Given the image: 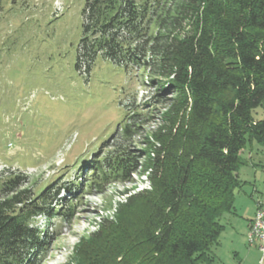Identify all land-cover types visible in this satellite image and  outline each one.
I'll return each mask as SVG.
<instances>
[{
  "label": "trees",
  "instance_id": "obj_1",
  "mask_svg": "<svg viewBox=\"0 0 264 264\" xmlns=\"http://www.w3.org/2000/svg\"><path fill=\"white\" fill-rule=\"evenodd\" d=\"M82 17L78 69L102 55L149 70L161 84L150 105L168 108L151 151L131 148L138 134L128 124L115 152L84 164L78 192L129 180L142 163L151 190L100 224L83 264H216L211 248L242 185L241 153L264 145L255 116L264 110V0H86ZM24 183L0 172V264H36L48 230L35 220H51L61 199L53 184L31 199Z\"/></svg>",
  "mask_w": 264,
  "mask_h": 264
},
{
  "label": "rangeland",
  "instance_id": "obj_2",
  "mask_svg": "<svg viewBox=\"0 0 264 264\" xmlns=\"http://www.w3.org/2000/svg\"><path fill=\"white\" fill-rule=\"evenodd\" d=\"M85 1L0 0V172L6 178L24 177L21 190H28L31 199L50 184L52 195L61 188L52 219L35 220L42 232L48 230L36 264H83L82 254L100 224L116 221L128 198L151 190L142 163L129 180L113 182L102 192L86 186L78 192L84 164L115 152L128 124L138 134L131 148L146 154L154 132L166 124L168 108L150 105L161 84L158 78L152 84L149 70L128 69L102 55L89 70L82 59L78 69L86 37ZM255 113L258 120L264 118L263 109ZM103 144L107 148L101 151ZM241 157L242 185L211 248L216 264H262L264 258L259 243L247 237L249 221L264 208V145L252 141Z\"/></svg>",
  "mask_w": 264,
  "mask_h": 264
},
{
  "label": "built area",
  "instance_id": "obj_3",
  "mask_svg": "<svg viewBox=\"0 0 264 264\" xmlns=\"http://www.w3.org/2000/svg\"><path fill=\"white\" fill-rule=\"evenodd\" d=\"M254 219H258V227H251L250 224L247 237L251 244H253L255 241L259 243L260 251L264 255V211L257 210ZM261 263H264V258L262 259Z\"/></svg>",
  "mask_w": 264,
  "mask_h": 264
},
{
  "label": "bare ground",
  "instance_id": "obj_4",
  "mask_svg": "<svg viewBox=\"0 0 264 264\" xmlns=\"http://www.w3.org/2000/svg\"><path fill=\"white\" fill-rule=\"evenodd\" d=\"M258 211H264V208H258ZM251 227H258V219H254L253 220V224L251 225Z\"/></svg>",
  "mask_w": 264,
  "mask_h": 264
},
{
  "label": "crops",
  "instance_id": "obj_5",
  "mask_svg": "<svg viewBox=\"0 0 264 264\" xmlns=\"http://www.w3.org/2000/svg\"><path fill=\"white\" fill-rule=\"evenodd\" d=\"M252 221L253 220L249 221V223H248V226H247L248 230H249V226H250V224H251Z\"/></svg>",
  "mask_w": 264,
  "mask_h": 264
}]
</instances>
